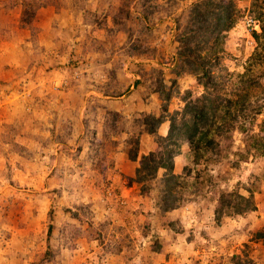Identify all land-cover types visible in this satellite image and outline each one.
Wrapping results in <instances>:
<instances>
[{
    "label": "rangeland",
    "instance_id": "1",
    "mask_svg": "<svg viewBox=\"0 0 264 264\" xmlns=\"http://www.w3.org/2000/svg\"><path fill=\"white\" fill-rule=\"evenodd\" d=\"M154 1L158 7L144 21L147 32L139 33L136 3L128 6L123 26L111 19L120 0H51L31 19L21 17L22 0H0V264H52L42 254L53 253L56 247L60 264H229L233 255L264 264V244L248 239L250 232L264 229V159L260 158L248 157L238 166L223 159L193 165L183 144L173 159V173L183 177L185 168L193 170L190 176L201 170L219 172L228 177L220 185L223 190H231L236 180L258 175L256 208L242 218L225 217L220 227L213 228L210 201L216 198L213 191L202 190L197 199L185 201L164 219L152 215L150 235L143 239L139 234L148 218L138 210L139 203H149L132 194L127 180L140 156L156 145L143 125L135 128V120L141 112L168 116L182 106L175 96L166 101L149 92L147 86L153 84V89L156 84L150 69L162 70L166 91L188 90L193 97L201 92L185 72H172L177 62L174 21L194 0ZM228 1L234 3L238 17L222 37L230 56L223 66L235 79L253 62L252 51L264 55V49L250 34L259 32L258 25L246 26L252 0H223ZM259 42L264 45L263 38ZM134 43L144 53H127ZM138 79L141 84L135 85ZM104 91L121 95L105 97ZM104 111L121 118L117 137L109 140L102 127ZM166 126L163 123L158 134H165ZM133 127L140 137L138 160L128 163L121 149ZM93 130L100 147L97 158L103 159L98 167L88 146ZM231 141L232 150L242 147L243 134L235 130ZM233 152H227L229 160L236 158ZM144 210L151 211L145 205ZM175 218L182 233L166 235V220ZM65 226L79 232L74 245H62ZM87 227L96 233H88ZM155 241L161 246L158 253L152 251Z\"/></svg>",
    "mask_w": 264,
    "mask_h": 264
},
{
    "label": "trees",
    "instance_id": "2",
    "mask_svg": "<svg viewBox=\"0 0 264 264\" xmlns=\"http://www.w3.org/2000/svg\"><path fill=\"white\" fill-rule=\"evenodd\" d=\"M51 3V0H22L21 17L31 19L38 8H46ZM131 3H136L140 8L137 13L138 31L146 33L147 24L145 25L144 21H149V17L158 7L154 0H120L117 13L111 17L112 23L126 26L125 17ZM237 17L238 11L232 1L224 3L223 0H194L185 13L174 21L175 28L178 29L175 36L177 62L172 72L176 75L185 72L186 76L192 77L201 89L198 96L193 97L188 90L182 94H178L177 89H174V92L164 90L162 70L156 67L150 69L152 75L156 77L154 80L156 84L153 89V84L147 86L149 92H156L166 101L175 96L182 106L168 116L162 113L153 116L141 112L135 120V128L143 125L156 145L140 156L137 167L133 168L132 176H128L127 180V187L133 189L132 194L143 197L149 203L145 204L142 200L139 203L141 209L138 210L148 217L145 218L139 233L143 239L150 235L149 219L152 215L162 220L166 214L178 209L185 201L197 199L202 190H209V193L213 191L216 198L214 200L211 198L210 201L213 206L209 223L213 228L220 227L225 217L242 218L256 208L254 195L258 191V175L251 174L243 182L236 180L231 190H223L220 185L225 184L228 177L221 176L219 172L201 170L194 171L190 176L193 170L185 168L187 175L183 177L173 173V159L180 154L183 144L188 147L190 162L193 165L210 161L215 164L223 159L225 163L230 161L231 165L238 166L248 157L253 160L264 159V55L253 50L249 56L253 62L247 65L242 73H237L235 79H232L234 74L223 66L224 59L230 56L223 49L222 37L234 28ZM247 18L258 25L259 32L251 31L250 34L264 49L263 43L259 42L260 38L264 39V0H252ZM21 21L26 23V20ZM30 21L27 25L31 23ZM138 47L139 45L134 43L127 53L132 51L144 53ZM255 67L257 70H254ZM138 84H141L139 79L135 81V85ZM225 85L227 88H223ZM102 93H105L103 94L105 97L121 95L117 91ZM164 110L165 105L162 108V111ZM259 116V123H256ZM120 119L119 114L104 111L102 127L106 130L104 136L107 140L111 136L117 137L116 130L120 127ZM165 122H167L165 134L160 135L157 130ZM84 125L86 126L85 120ZM254 127L257 128L256 133L251 132ZM235 130L243 134V146L232 150L231 135ZM95 134L93 130L89 135L88 146L92 147L94 162L97 165L94 167H98L103 163V159L97 158L100 147L96 144ZM139 141L140 137L133 127L121 149L125 162L135 163L138 160ZM115 144L111 143L112 154L115 153ZM250 149L253 150L252 153L249 152ZM228 151L231 153L234 151L233 155L236 158L229 160ZM112 163L113 160H109L110 167ZM159 171L161 173L158 175ZM119 175L122 178L125 174ZM240 189L245 193L240 194ZM144 205L145 209L149 208L151 211H145ZM73 216L76 217V214ZM98 226L101 228L102 224ZM48 228L50 230L52 226ZM163 228L169 236L182 233V226L176 218L166 220ZM64 229L68 232L61 236L62 245H74L79 232L68 226ZM87 231L90 234L96 233V229L89 227ZM95 238L100 237L96 234ZM248 239L264 244V229L250 232ZM190 240L191 236L187 238L188 242ZM112 246H116V251L120 249L116 240L112 242ZM160 248L159 242L155 241L152 251L158 253ZM59 252L56 247L53 253H43L42 257H45L47 263L60 264L55 258ZM227 261L229 264L253 263L249 258L242 259L237 255L229 257Z\"/></svg>",
    "mask_w": 264,
    "mask_h": 264
},
{
    "label": "clouds",
    "instance_id": "3",
    "mask_svg": "<svg viewBox=\"0 0 264 264\" xmlns=\"http://www.w3.org/2000/svg\"><path fill=\"white\" fill-rule=\"evenodd\" d=\"M246 21H247V20H246ZM248 23H249L248 26L251 25V26H249V27H252V25L254 24L251 20H249ZM246 26H247V25H246ZM251 29H253V28H251Z\"/></svg>",
    "mask_w": 264,
    "mask_h": 264
},
{
    "label": "built area",
    "instance_id": "4",
    "mask_svg": "<svg viewBox=\"0 0 264 264\" xmlns=\"http://www.w3.org/2000/svg\"><path fill=\"white\" fill-rule=\"evenodd\" d=\"M247 26H248V24H247Z\"/></svg>",
    "mask_w": 264,
    "mask_h": 264
}]
</instances>
